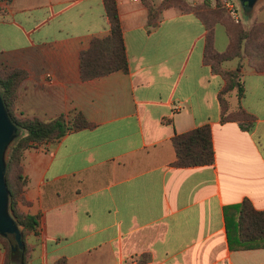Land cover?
<instances>
[{"label":"crops","instance_id":"1","mask_svg":"<svg viewBox=\"0 0 264 264\" xmlns=\"http://www.w3.org/2000/svg\"><path fill=\"white\" fill-rule=\"evenodd\" d=\"M116 1L129 71L87 81L80 56L110 35L104 0L0 1V68L27 73L15 113L50 121L79 111L92 125L24 154L22 209L39 218L28 264H264V249L231 248L242 233L226 221L246 200L264 212V72L247 58L222 64L242 66L244 95L226 94L227 114L253 117L248 130L223 123L226 81L205 64L201 20L169 8L151 29L144 0ZM262 10L264 0L242 25L264 23ZM229 45L217 25L216 49ZM204 126L214 163L175 166L173 138Z\"/></svg>","mask_w":264,"mask_h":264},{"label":"trees","instance_id":"2","mask_svg":"<svg viewBox=\"0 0 264 264\" xmlns=\"http://www.w3.org/2000/svg\"><path fill=\"white\" fill-rule=\"evenodd\" d=\"M10 4L12 0H5ZM148 8L149 28L157 26L160 13L169 8H178L186 13H193L204 24L206 44L204 61L213 72L219 74L226 81V87L220 95L221 120L223 123L238 121L248 130L253 124V117L244 109L227 114L228 103L226 94L237 89L238 97L244 95L243 85L240 83L241 64L235 71H225L222 64L235 58L249 61V65L258 72H264V23L255 22L250 28L242 24H235L225 10L213 8L210 0L202 4H192L186 0H165L155 6L152 0H144ZM104 6L110 25V35L103 39H95L91 47L80 56L81 76L84 81L105 77L115 72L129 71L123 30L116 0H104ZM248 14H250L248 12ZM222 25L226 28L230 38V45L226 52L220 53L215 47V28ZM27 73L21 69L0 68V92L13 122L19 128V137L13 144L8 155L6 174L7 186L10 192V208L14 219L19 224L25 243L24 250L12 252L16 244L12 234L7 237L0 235V245L5 252L4 264H28L30 248L27 237L37 233L39 218L27 214L22 207L28 205L25 199V189L28 184L24 173L23 158L27 150L42 144H54L61 141L68 133L91 128L92 125L85 116L75 111L70 116H60L54 120L44 121L38 118L19 117L15 113L19 98L21 83ZM176 152L175 166L194 167L214 163L215 152L212 140V130L204 126L173 138ZM232 210H235L232 212ZM237 215V218H236ZM235 220L242 233L236 250L264 249V212L257 211L246 200L233 209L226 210V221L229 233H232V222Z\"/></svg>","mask_w":264,"mask_h":264},{"label":"water","instance_id":"3","mask_svg":"<svg viewBox=\"0 0 264 264\" xmlns=\"http://www.w3.org/2000/svg\"><path fill=\"white\" fill-rule=\"evenodd\" d=\"M261 0H238L243 12L252 13ZM19 128L13 122L0 92V235L7 237L12 234L16 244L12 252L25 249L21 228L14 219L10 208V192L7 186L6 174L8 155L11 147L19 137Z\"/></svg>","mask_w":264,"mask_h":264},{"label":"built area","instance_id":"4","mask_svg":"<svg viewBox=\"0 0 264 264\" xmlns=\"http://www.w3.org/2000/svg\"><path fill=\"white\" fill-rule=\"evenodd\" d=\"M214 2L217 8L225 10L228 13L236 24H243L244 20L234 0H214Z\"/></svg>","mask_w":264,"mask_h":264},{"label":"rangeland","instance_id":"5","mask_svg":"<svg viewBox=\"0 0 264 264\" xmlns=\"http://www.w3.org/2000/svg\"><path fill=\"white\" fill-rule=\"evenodd\" d=\"M210 1H211L212 4H214L212 0H210ZM234 1L237 3V6L239 8V11H240V13L242 15V18L244 20L243 23L245 24L247 22L246 20L250 17V14L251 13L248 14L247 11L246 12H243L242 8L240 7V4H239L238 0H234ZM259 20L264 21V10H262L261 15H259ZM219 42H220V44H222V39H220Z\"/></svg>","mask_w":264,"mask_h":264}]
</instances>
